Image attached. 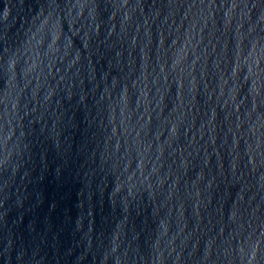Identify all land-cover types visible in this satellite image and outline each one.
<instances>
[{
    "label": "water",
    "instance_id": "obj_1",
    "mask_svg": "<svg viewBox=\"0 0 264 264\" xmlns=\"http://www.w3.org/2000/svg\"><path fill=\"white\" fill-rule=\"evenodd\" d=\"M0 264H264V0H0Z\"/></svg>",
    "mask_w": 264,
    "mask_h": 264
}]
</instances>
